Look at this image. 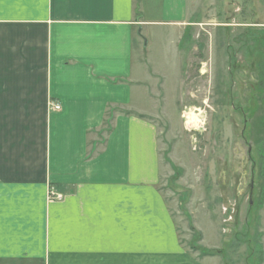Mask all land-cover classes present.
Wrapping results in <instances>:
<instances>
[{
    "label": "crops",
    "instance_id": "obj_1",
    "mask_svg": "<svg viewBox=\"0 0 264 264\" xmlns=\"http://www.w3.org/2000/svg\"><path fill=\"white\" fill-rule=\"evenodd\" d=\"M199 15L200 0H0V264H209L158 187L166 79L143 53L167 29L184 67Z\"/></svg>",
    "mask_w": 264,
    "mask_h": 264
},
{
    "label": "rangeland",
    "instance_id": "obj_2",
    "mask_svg": "<svg viewBox=\"0 0 264 264\" xmlns=\"http://www.w3.org/2000/svg\"><path fill=\"white\" fill-rule=\"evenodd\" d=\"M197 19L184 67L170 31L144 33L166 79L158 187L189 254L264 264V0H200Z\"/></svg>",
    "mask_w": 264,
    "mask_h": 264
},
{
    "label": "built area",
    "instance_id": "obj_3",
    "mask_svg": "<svg viewBox=\"0 0 264 264\" xmlns=\"http://www.w3.org/2000/svg\"><path fill=\"white\" fill-rule=\"evenodd\" d=\"M50 108L53 111H59L61 107L58 104L52 103V104H50ZM48 198H49V200H55V201H60L63 199L62 195L55 193L51 189L48 190Z\"/></svg>",
    "mask_w": 264,
    "mask_h": 264
},
{
    "label": "bare ground",
    "instance_id": "obj_4",
    "mask_svg": "<svg viewBox=\"0 0 264 264\" xmlns=\"http://www.w3.org/2000/svg\"><path fill=\"white\" fill-rule=\"evenodd\" d=\"M192 118H193V114L192 113H190L189 114V116H188V118H187V121L189 122L188 124V126H190V127H193V124L195 123L196 124V121L195 120H192ZM197 127H198V125H196Z\"/></svg>",
    "mask_w": 264,
    "mask_h": 264
},
{
    "label": "trees",
    "instance_id": "obj_5",
    "mask_svg": "<svg viewBox=\"0 0 264 264\" xmlns=\"http://www.w3.org/2000/svg\"><path fill=\"white\" fill-rule=\"evenodd\" d=\"M262 67H263V65H262Z\"/></svg>",
    "mask_w": 264,
    "mask_h": 264
}]
</instances>
